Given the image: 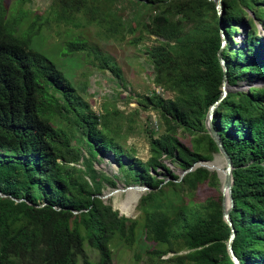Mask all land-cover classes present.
<instances>
[{
  "label": "trees",
  "instance_id": "trees-1",
  "mask_svg": "<svg viewBox=\"0 0 264 264\" xmlns=\"http://www.w3.org/2000/svg\"><path fill=\"white\" fill-rule=\"evenodd\" d=\"M50 2L38 12L25 7L34 0H17L13 7L0 0V179L25 173L28 180L21 190L0 194V264H114V241L121 242L117 249L134 250L137 263L235 264L218 174L198 167L166 181L159 171H170L168 161L182 170L216 161L219 148L205 122L222 95L219 53L231 86L264 79L258 25L264 26V0H223L225 46L216 0ZM93 23L123 39L141 30L157 41L146 53L155 85L166 94L153 89L131 95L139 110L155 112L165 127L157 137L147 128V162L117 141L115 134L125 133L133 120L107 104L94 111L82 95L84 84L76 87L39 41L67 25L71 36L59 52L62 59L93 54L100 71L120 80L118 63L75 33ZM243 24L249 28L239 41ZM214 123L234 163V250L241 264H264V86L230 91ZM186 135L191 145L182 139ZM111 153L122 178L151 188L140 199L138 215L125 220L123 235L110 228L98 197L121 180L95 166L99 156Z\"/></svg>",
  "mask_w": 264,
  "mask_h": 264
},
{
  "label": "rangeland",
  "instance_id": "rangeland-1",
  "mask_svg": "<svg viewBox=\"0 0 264 264\" xmlns=\"http://www.w3.org/2000/svg\"><path fill=\"white\" fill-rule=\"evenodd\" d=\"M5 1L7 6L10 7H13L17 2V0ZM50 3V0H34L32 5L26 3L25 7L33 8L38 12H44L48 9ZM258 25L261 30V35L264 36V26L261 24ZM68 28L67 25L55 27L47 32L45 38L39 39L43 51L50 55L52 59L66 71L76 87L84 84V87L87 89L82 92V95L92 104L94 111H102L103 105L107 104V107L111 110L117 108L122 113L123 118L133 120L130 127L125 124L126 134L118 133L115 135L117 141H120L124 145L127 152H130L143 162H147L150 159V144L147 128L148 131H154L157 137L164 133L165 127L155 112L139 110L137 99L131 98V95H146L156 88L153 66L146 53L147 47L157 45L155 37L143 35L141 30H138L134 35H130L123 39L121 34L112 35L107 33L96 23L75 30V33L78 34L77 37L87 40L92 47L99 50L102 56L111 57L118 63L122 71V79L119 80L114 79L109 72L100 71L97 67L98 61L93 54L89 56L83 52L73 55L72 59H69L71 61L62 59L59 52L67 39L71 36L68 32ZM247 28L249 27L245 24L240 25L239 29L241 30L236 34V40L243 41L246 36L245 32ZM57 32H60V34ZM240 45L241 44H239L237 48ZM261 85L264 86V81L260 86ZM252 86L258 85L242 82L233 86L231 91H246ZM166 96L173 97V94L169 93ZM137 110H139V113H136ZM154 117H156L158 121L157 127L154 126ZM125 122L127 123V121ZM182 139L186 143L192 144V136L186 135ZM220 156V154L215 155L217 159L214 164L224 173L223 169H225V163ZM124 162L127 165L129 163L126 157L124 158ZM167 164L170 166V171L160 170L159 178L170 181L172 180V174L181 176L183 171L181 168L169 161ZM127 165L124 167L125 169ZM95 166L99 171L105 172L110 176L119 175L121 177V180H119L116 186H105L98 197L104 201L102 210L110 228L118 231L120 235H123L125 231V220L127 218H135L138 215L137 207L132 213H128L125 209L126 207H124L131 193L139 192L134 189L130 190V188L134 186H149L131 180L127 182L122 178L123 170H121L120 164L113 159L110 154L103 158L99 156L97 160H95ZM27 181L25 173L19 177L0 179V194L5 196L6 194L17 192L27 184ZM220 187H222V183ZM144 193H142V195ZM113 244V251L116 257L114 264H146L145 259L138 263L136 262L134 259V250L125 247L117 249L121 242L114 241ZM88 250L91 257L97 259V253L90 249ZM171 256L172 255L166 256L165 259Z\"/></svg>",
  "mask_w": 264,
  "mask_h": 264
},
{
  "label": "water",
  "instance_id": "water-1",
  "mask_svg": "<svg viewBox=\"0 0 264 264\" xmlns=\"http://www.w3.org/2000/svg\"><path fill=\"white\" fill-rule=\"evenodd\" d=\"M217 7H218V13H219V17H220L221 33H222V36L224 39V45H226L227 44V37H226L225 32H224L225 26H224L223 19H222L223 11H224L223 0H217ZM219 59H220V62L223 66V69H224V80H223V86H222V95H221L220 99L215 104H213L211 106V108L208 112L205 124H206V128H207V132L210 134L211 138L217 144V146L219 148V154L221 155V157L223 158V161L225 163V169L223 170L224 171V179H222L219 175L218 176H219L221 183H222L221 193L223 196L222 205H223L224 220L231 227V230H232L231 237H230L229 241L227 242L228 253H229L231 259L233 260V262L235 264H241L237 254L234 250V241H235L236 236H237V231H236V228H235L234 223H233L232 218H231V212L233 211V209L235 207V200H234V196H233L234 163H233L232 157L230 156L228 150L226 149L225 144L222 140V137L219 134V131L216 128L215 123H214V117H215L216 110L218 109V107L222 103V101L228 96L231 89H233V86H231L229 84L228 66H227L226 61H225L221 52L219 53ZM263 81H264V79L261 81L255 82L254 84L260 86V84L263 83ZM110 156L114 159V155L112 153L110 154ZM198 167H203V168H206L208 170H212V169L216 168L214 161H199L189 170H183L181 173V179L187 173L192 172L193 170H195ZM130 189H135V190H138L139 192H142V193H144L148 190L149 191L151 190V188L143 187V186H135V187L130 188Z\"/></svg>",
  "mask_w": 264,
  "mask_h": 264
},
{
  "label": "bare ground",
  "instance_id": "bare-ground-1",
  "mask_svg": "<svg viewBox=\"0 0 264 264\" xmlns=\"http://www.w3.org/2000/svg\"><path fill=\"white\" fill-rule=\"evenodd\" d=\"M216 2H217V0H216ZM225 46V45H224ZM223 46V47H224ZM220 161V160H219ZM215 172H217V174L222 178V179H224V173H222L221 172V170H219L217 167L216 168H214L213 169ZM212 171V170H211ZM135 187V186H134ZM144 187H146V186H144ZM130 190H133V189H130ZM135 190V189H134ZM141 196H142V192H133V193H131V195H130V198L128 199V201L126 202V206H124V207H126L125 209H126V211L128 212V213H132V212H134L135 211V209H136V207H137V205L139 204V202H140V198H141Z\"/></svg>",
  "mask_w": 264,
  "mask_h": 264
},
{
  "label": "built area",
  "instance_id": "built-area-1",
  "mask_svg": "<svg viewBox=\"0 0 264 264\" xmlns=\"http://www.w3.org/2000/svg\"><path fill=\"white\" fill-rule=\"evenodd\" d=\"M155 91L157 92V94L159 95H165L166 93L164 92V90L161 87H156L154 88ZM154 126L157 127L158 126V121L156 119V117H154Z\"/></svg>",
  "mask_w": 264,
  "mask_h": 264
}]
</instances>
